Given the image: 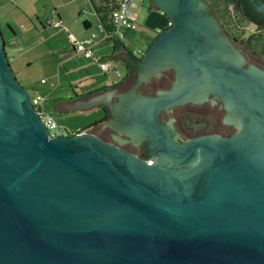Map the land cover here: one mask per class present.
<instances>
[{
    "label": "water",
    "instance_id": "obj_1",
    "mask_svg": "<svg viewBox=\"0 0 264 264\" xmlns=\"http://www.w3.org/2000/svg\"><path fill=\"white\" fill-rule=\"evenodd\" d=\"M148 1L171 26L132 62L140 83L128 97L120 89L130 79L65 108L125 97L122 129L151 140L153 165L98 137L125 140L110 120L51 138L0 26V264H264V69L245 60L206 1ZM171 69L170 89L139 88ZM212 94L238 132L178 144L174 119L166 127L160 113Z\"/></svg>",
    "mask_w": 264,
    "mask_h": 264
},
{
    "label": "crops",
    "instance_id": "obj_2",
    "mask_svg": "<svg viewBox=\"0 0 264 264\" xmlns=\"http://www.w3.org/2000/svg\"><path fill=\"white\" fill-rule=\"evenodd\" d=\"M9 3L18 9L22 26L25 27L22 39L18 38V33L10 27L13 37L9 40L11 44L9 49H7L6 42V51L11 67L13 65L11 61L14 60L15 68H18L16 70L14 66L12 67L16 77L19 78L21 75L24 83L21 85L29 93L34 92L33 96L41 94L46 97V104L49 102L50 108L47 110L45 104V109L57 118L60 125L71 131H74L73 129L82 131L86 126H82L83 123L78 120L79 117L101 111L94 108L68 110L65 108V104L106 93L124 83L128 76L126 68L133 66L132 62L136 59V56L133 55V43H131L136 39V36L128 34V41L107 38L94 6V4H97V8L100 6L96 0L95 2L92 0H9ZM139 3H142L143 6L141 12L137 11ZM88 5L93 8L91 13L87 10ZM135 11L145 34L152 33L157 36L160 31L168 28L171 22L165 14L154 8L147 0L138 2ZM91 17L96 18V24L101 29L100 35L94 31ZM58 20H61L69 33L78 40L87 39L92 34L97 35L99 41L95 48V59H88L75 53L68 33L62 27L56 28L49 24V21ZM139 40L148 42L149 39L139 38ZM30 41L39 42V44L33 47L29 45ZM32 55L37 57V61L34 62L29 57ZM99 61L109 65L111 74L104 75L99 67ZM52 64L56 67V72L51 70L52 79L55 77L57 81L50 86L34 83L33 78L27 74L35 66L51 65L52 67ZM117 71L120 72V75L117 74ZM101 74L104 75V79L99 76ZM65 78L68 79V82L63 83ZM44 84H47V81ZM97 90L99 92L92 93ZM59 119H63V121L61 122ZM92 128L94 127L90 129Z\"/></svg>",
    "mask_w": 264,
    "mask_h": 264
},
{
    "label": "flooded vegetation",
    "instance_id": "obj_3",
    "mask_svg": "<svg viewBox=\"0 0 264 264\" xmlns=\"http://www.w3.org/2000/svg\"><path fill=\"white\" fill-rule=\"evenodd\" d=\"M204 1H206L210 6L211 3L209 2V0H204ZM228 1L232 4V7L238 12L239 17L242 18V20H244L245 23L247 21V22L251 23L252 25H254L260 31H264V14L260 13L257 10L258 6L264 5V0H228ZM210 8L212 9L214 15L218 19L222 29L224 30V32L226 33V35L228 36L230 41L236 47L241 49L242 54L246 60L247 59L246 58V52H245L247 49L246 48V40L250 36L255 35L257 33L250 34L246 40L241 41L238 36H236L235 34H233L231 32V29H230L231 25L229 23H226L224 20H222L220 18L219 14H221V11L217 12V8L214 9V7H211V6H210ZM257 35H259V34H257ZM238 43H241L244 46V48H240L239 46H237ZM247 50H249V49H247ZM244 68H246V65L244 66ZM126 69H127L126 71H127L128 77L130 79L129 80L130 87L127 88L128 85L123 84L122 88L120 89V92H122L123 94H125L126 97H128L130 95V93L132 92L133 87L135 85H137L138 83H140V81H141L140 74L142 72L141 71L142 69L139 68L138 66H134V65L129 66ZM175 81H176V73L174 70L171 69V70L165 71L160 78H153V79H151L150 82H146V81L142 82L141 85L139 86V88L140 87H145V88H149V89L162 88V90H167V89H170L172 87V85L174 84ZM156 93H152L151 95L156 94ZM147 94H149V93H147ZM125 99H126L125 97L124 98L123 97H117L116 102L113 104V106H110L108 103L104 102L102 106L99 105V106H97V108L96 107L94 108V109H97L98 111L103 112V114H104L103 115V119H104L103 121H107L108 119L111 121V126H110V124H109V126H107L109 128L108 130L110 132H112L113 130L111 129V127L113 126L115 128V132L114 131L113 132L115 134H117V132L120 131L121 137L125 138V140H123V139L121 141H117V139L113 140L112 136H110V138H109L107 133H106V135L103 134L104 132L97 133V135L102 140H104L106 142L113 143V144L117 145L118 147H120L121 149H123L124 151H126L130 154L136 155L140 159H143V160H146L147 162H149L150 165H153L154 162H152V161H153V158L155 157L154 153H157L158 149H157V147L152 145L151 140L148 138H143L141 141L136 140L137 143H135V141H133V138L126 135L124 129H122L125 126V122L123 120V114H124V111L126 109ZM204 104H209L211 107L215 108V110H216L215 111L216 114L214 113L215 119H218V116L221 115V119H220L221 126H222L221 130L218 131V130L212 129L211 131H209V130L207 131V128H208L207 124H203V121H202V119H200V117L198 118L195 115L192 116V115H190V113L188 111L183 112L182 115H179L178 117L176 115L174 116L175 111L178 110L179 108H183L185 106L199 107V106L204 105ZM163 116H166L169 120L163 121V119H162ZM159 118H160V122L166 127H168V122L171 119H174L172 121V125L175 126V129L178 126H180L179 130H175L176 132H178L180 134V137H181L180 140L177 141L178 144L185 142L187 140H190V139H193L196 137H200V136H205V135H218V136L228 138V137H231L238 132L237 128L233 124H229L226 122V110L224 108V104L220 99H218L213 94L210 96V101L205 102V103L200 104V105H195V104L189 103L186 105H180V106L172 109L171 112L167 111V110H163L160 113ZM169 133L172 135V137H175L174 133H171L170 130H169ZM112 140H113V142H112Z\"/></svg>",
    "mask_w": 264,
    "mask_h": 264
},
{
    "label": "rangeland",
    "instance_id": "obj_4",
    "mask_svg": "<svg viewBox=\"0 0 264 264\" xmlns=\"http://www.w3.org/2000/svg\"><path fill=\"white\" fill-rule=\"evenodd\" d=\"M209 2L213 5L212 6L210 4L211 7H214V9L217 8V12L221 11V14H219L220 18L222 20H224L226 23H229L231 25L230 26L231 32L233 34H235L236 36H238L241 41L246 40L250 34H254V33L260 34L261 33L263 35L262 36L263 40L260 43V48L258 50H255V49L254 50L253 49L247 50L246 49L245 52H246V58L251 63H253L254 65H256L262 69H264V31H260L254 25H252L251 23H249L247 21L245 23V21L239 17L238 12L232 7V4L228 0H209ZM142 7H143L142 3H139V7H138L137 11L139 12V10H140V12H141L143 9ZM87 10L89 11V13H91L93 11L92 6L88 5ZM222 13H224V14H222ZM90 19L93 22L94 31L96 33H98V35H100L101 29H100V26H98L96 24V21H97L96 18L91 17ZM0 26H1V30H2L4 39L7 42V49H9L8 47L11 45L9 40L13 37L11 28L14 29L18 33V35H19L18 38L22 39V35L24 34V31H25L24 28L25 27L22 26V19L19 16L18 9L15 8L14 5L9 3V0H0ZM149 36L151 38H150V40H148L147 43L152 44L153 43L152 39L155 36L152 33ZM37 44H39V42H34V41L29 42V45L33 46V47L37 46ZM237 46H239L240 48H244V46L241 43H238ZM133 50H134V48H133ZM34 56L35 55L29 56V57H31L32 60L35 62V61H37V59H36L37 57H34ZM21 60H22V58H21ZM22 61H24V60H22ZM11 63L13 64L12 67L14 66V68H15L16 65H15L14 60H12ZM15 69L17 70L18 68H15ZM51 70L56 72V67L54 64H52V67H51V65L50 66L39 65V66L33 67L31 70L28 71L27 74H28V76H31L33 78L34 83L43 84L45 86H50L52 83L57 81V78H55V77H53V79H52ZM121 70H124V68H121ZM109 73L111 74V71ZM105 74L107 75V73H104V75ZM104 75L101 74L99 76H101L104 79V77H103ZM114 76L116 77L117 75H114ZM17 79H18L20 84H22V85L24 84L22 81L21 75H19V78H17ZM43 79L45 81H47V84H44L45 81ZM127 80H129L128 76L126 77L124 82H126ZM65 82H68V79H66V78L63 79V83H65ZM33 93L34 92H32V94ZM49 108H50V103L48 102L46 104V109L48 110ZM187 111L192 116L195 115L198 118L200 117V119H202V121H203V124H207V126H208L207 131L208 130L211 131L212 129L219 131L222 129L221 121H220L221 115L218 116V119H215L214 113L216 114V112H215L216 110L214 107H211L209 104H204V105H201L199 107L185 106L183 108H179L178 110L175 111L174 116L176 115L178 117L179 115H182L183 112H187ZM103 115H104L103 112H100V113H95L92 115L80 116L78 120H81V123H83V125H82L83 127L84 126H90V125L94 124L95 122L99 121L103 117ZM162 119H163V121L169 120L166 116H163ZM59 121L62 122L63 119H59ZM104 122H106V121H102L98 125H100ZM98 125H96V126H98ZM70 126H72V125H70ZM96 126H94V127H96ZM179 129H180V126H178L176 128V130H179ZM73 130L74 131H72V133H78L79 132V130H77V131L75 129H73Z\"/></svg>",
    "mask_w": 264,
    "mask_h": 264
},
{
    "label": "built area",
    "instance_id": "obj_5",
    "mask_svg": "<svg viewBox=\"0 0 264 264\" xmlns=\"http://www.w3.org/2000/svg\"><path fill=\"white\" fill-rule=\"evenodd\" d=\"M142 1L144 0H121L119 7L113 13V22L115 26L114 33L108 34L104 30L106 32L107 38L112 37L121 41H128V34L130 33L136 36V39H134L131 43H133L134 48L133 55L138 58L142 57L149 48V44L146 41L141 42L139 40V38L143 37L142 34L148 35L143 33L144 31H142V27L138 21V16L135 11V9L137 8V3ZM49 24L56 28L62 27L68 33V37L72 45L74 46L76 54L88 59H95V48L99 41L96 34H92L87 39L78 40L76 37H74L73 34L69 33V30L63 25V22L61 20L55 22L49 21ZM170 26L171 22L169 24V27ZM98 64L103 73L110 72L111 69L107 63L99 61ZM117 74L120 75V72L117 71ZM46 101V97L41 94H35L34 96H31V102L35 107L41 122L47 129L49 136L51 138H59L69 137L77 134L72 133L70 129L60 125L57 118L52 113L46 111ZM80 132L82 131H79L78 133Z\"/></svg>",
    "mask_w": 264,
    "mask_h": 264
},
{
    "label": "trees",
    "instance_id": "obj_6",
    "mask_svg": "<svg viewBox=\"0 0 264 264\" xmlns=\"http://www.w3.org/2000/svg\"><path fill=\"white\" fill-rule=\"evenodd\" d=\"M99 3V8L96 7L97 4H94L96 12L99 16L100 19V23L102 28L108 33V34H113L115 31V26H114V22H113V13L114 11L119 7L121 0H96ZM92 2H95V0H92ZM224 14V13H222ZM142 38L145 39H149L150 40V36L148 35H144L142 34ZM262 34H255L250 36L247 40H246V48L249 50H258L260 48V43L262 42ZM157 36H155L152 39V42H154V40L156 39ZM151 46V44H149V47ZM116 86V85H115ZM107 88V87H106ZM105 89V88H102ZM99 92V90L97 91H93L92 93H97ZM104 119H101L97 122H95L94 124L90 125V126H86L82 129V131L85 130H89L91 127H94L96 125H98L99 123H101V121H103Z\"/></svg>",
    "mask_w": 264,
    "mask_h": 264
}]
</instances>
